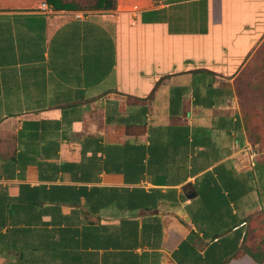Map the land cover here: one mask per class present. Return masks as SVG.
Instances as JSON below:
<instances>
[{"label": "crops", "instance_id": "0c3cea01", "mask_svg": "<svg viewBox=\"0 0 264 264\" xmlns=\"http://www.w3.org/2000/svg\"><path fill=\"white\" fill-rule=\"evenodd\" d=\"M41 2L0 0V264H258L264 0Z\"/></svg>", "mask_w": 264, "mask_h": 264}, {"label": "rangeland", "instance_id": "374dc122", "mask_svg": "<svg viewBox=\"0 0 264 264\" xmlns=\"http://www.w3.org/2000/svg\"><path fill=\"white\" fill-rule=\"evenodd\" d=\"M262 44V45H261ZM262 48L246 61L235 79L237 100L248 126L245 133L252 147L264 151V41Z\"/></svg>", "mask_w": 264, "mask_h": 264}, {"label": "trees", "instance_id": "16d2710c", "mask_svg": "<svg viewBox=\"0 0 264 264\" xmlns=\"http://www.w3.org/2000/svg\"><path fill=\"white\" fill-rule=\"evenodd\" d=\"M44 2H47L54 9H57V10H62V9L75 10V9H82V8H95V9L108 10V9H113L115 7V0H44ZM261 45H259L252 52L250 57H252L259 49L262 48ZM241 118H242L244 130H245V128L248 126V123H247L245 116L241 115ZM246 137H247V140L250 142L247 134H246ZM254 142L255 140L254 141L252 140L250 143L253 144ZM244 254L249 255L256 263L264 264V254H257L254 252L243 250L241 252V255H244Z\"/></svg>", "mask_w": 264, "mask_h": 264}, {"label": "built area", "instance_id": "2783aa9c", "mask_svg": "<svg viewBox=\"0 0 264 264\" xmlns=\"http://www.w3.org/2000/svg\"><path fill=\"white\" fill-rule=\"evenodd\" d=\"M39 10L41 12H44V13L54 12V8L50 4H48L47 2H41L39 5ZM73 15L75 18H83L84 12L78 11V12H75Z\"/></svg>", "mask_w": 264, "mask_h": 264}]
</instances>
